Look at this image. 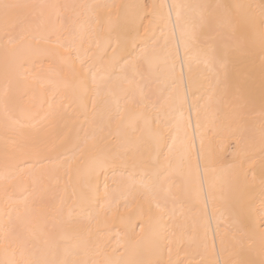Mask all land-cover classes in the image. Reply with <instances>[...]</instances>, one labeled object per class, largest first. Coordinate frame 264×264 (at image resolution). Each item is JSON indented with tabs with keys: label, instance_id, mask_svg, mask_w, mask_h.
Returning <instances> with one entry per match:
<instances>
[{
	"label": "bare ground",
	"instance_id": "obj_1",
	"mask_svg": "<svg viewBox=\"0 0 264 264\" xmlns=\"http://www.w3.org/2000/svg\"><path fill=\"white\" fill-rule=\"evenodd\" d=\"M0 264H264V0H0Z\"/></svg>",
	"mask_w": 264,
	"mask_h": 264
},
{
	"label": "snow or ice",
	"instance_id": "obj_2",
	"mask_svg": "<svg viewBox=\"0 0 264 264\" xmlns=\"http://www.w3.org/2000/svg\"><path fill=\"white\" fill-rule=\"evenodd\" d=\"M4 7H5V9H7V8H9V7H10V5H4Z\"/></svg>",
	"mask_w": 264,
	"mask_h": 264
}]
</instances>
